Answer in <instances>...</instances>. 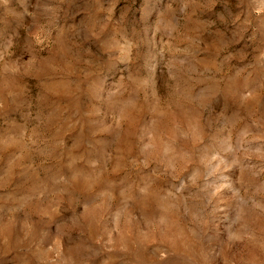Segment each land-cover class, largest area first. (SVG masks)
<instances>
[{
    "label": "rangeland",
    "instance_id": "rangeland-1",
    "mask_svg": "<svg viewBox=\"0 0 264 264\" xmlns=\"http://www.w3.org/2000/svg\"><path fill=\"white\" fill-rule=\"evenodd\" d=\"M0 264H264V0H0Z\"/></svg>",
    "mask_w": 264,
    "mask_h": 264
}]
</instances>
